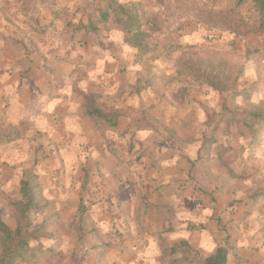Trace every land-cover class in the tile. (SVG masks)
I'll use <instances>...</instances> for the list:
<instances>
[{"label":"rangeland","instance_id":"obj_1","mask_svg":"<svg viewBox=\"0 0 264 264\" xmlns=\"http://www.w3.org/2000/svg\"><path fill=\"white\" fill-rule=\"evenodd\" d=\"M55 1H46L34 34L71 36L74 54H54L31 76L48 84L46 101L68 98L63 90L72 84L74 112L50 121L37 107L34 120L22 118L20 108L16 125L0 119V207L9 224V201L35 176L44 209L34 219L49 223L61 251L42 264L123 254L117 225L124 227V188L135 201L134 222H141L151 208L145 179L155 171L165 198L175 199L176 216L205 224L192 233L194 247L209 256L219 246L247 245L264 261V123L257 138L253 130L254 115H264V18L237 0H139L155 16L140 31L158 50L138 60L112 22L100 32L81 30L100 0L79 9ZM24 2L32 10L40 0ZM175 44L184 49L166 54ZM90 98L120 112L117 128L86 116Z\"/></svg>","mask_w":264,"mask_h":264},{"label":"crops","instance_id":"obj_2","mask_svg":"<svg viewBox=\"0 0 264 264\" xmlns=\"http://www.w3.org/2000/svg\"><path fill=\"white\" fill-rule=\"evenodd\" d=\"M46 1L40 0L37 6L38 9H36L35 5L32 10H24V0H0V8H3L2 11L0 10V119L3 121L7 119L6 126L8 127L16 125L14 120L17 121L19 117L16 114V110L20 108L24 109L25 113L22 118L29 119L31 117V119H34L32 113L38 107L46 111V118L50 121L53 119L51 116L57 112L59 114L55 117L58 119L62 118L63 121L71 112H74L75 98H73V93H76V91L72 84L67 82L63 90V92L69 91L67 92L68 98L63 96L65 98H62L61 101L58 99L46 101L47 94L50 93L48 84L42 81L37 82L31 76L38 71L41 62H44L47 58H50L48 62H52L54 54H74L73 37L65 36L63 38L58 33L44 37L34 34L33 28L38 25L36 23L37 18H45V14L48 12ZM56 1L58 4H65L63 6H76L78 9L86 3V0ZM132 1L140 2L139 0H121L123 3ZM9 14L13 17H10ZM88 22H83L82 25H86ZM81 30L85 31L82 28ZM63 103L65 107H60ZM145 144L152 147L153 142L147 137ZM158 160L160 161L161 158ZM147 170L149 171V169ZM156 175L157 173L155 174L154 171L152 176L148 174L145 179V192L148 194L151 208L147 217L143 215L145 219L141 222H134L136 216L135 201L132 198V194H128L131 189H128V187L124 188V194L128 197L123 201V213L120 215L121 219L119 220L120 223L124 222V227H120V225H117V227L121 228V232H124L121 248H125V252L123 254L120 253V255L109 256V259L105 258L103 261L98 260L93 264H161L163 262V248L170 247L179 240H187L193 245L191 237L195 231L187 229V224L193 222L182 221L178 217L179 215L176 216L177 214L174 211L175 199L165 198L164 193L160 190L163 181ZM157 206H161L160 209L156 208ZM157 212L161 214L160 220L153 219L157 216ZM151 216L153 217L150 219ZM117 219L119 218L117 217ZM164 236L169 238L167 239L169 240V245H164L162 240ZM116 246H119V244ZM244 246L245 248L240 246L235 250L245 259L246 264H264V261L261 263L255 261V255L259 256V253L249 250L247 245ZM91 248H94V246ZM52 258L41 257L36 262H19L18 264H42L44 260L47 261V259Z\"/></svg>","mask_w":264,"mask_h":264},{"label":"trees","instance_id":"obj_3","mask_svg":"<svg viewBox=\"0 0 264 264\" xmlns=\"http://www.w3.org/2000/svg\"><path fill=\"white\" fill-rule=\"evenodd\" d=\"M97 13L90 18L88 24L82 29L91 32H100L107 22L121 27L124 43L136 49L137 59L150 58L158 50L157 46L150 44V36L140 31L141 26L153 24L154 14L149 13L140 2L123 3L121 0H100ZM251 3L252 8L264 18V0H237L238 5ZM182 45H171L166 54L180 52ZM166 52V51H165ZM86 115L92 119H99L111 128L120 124L121 114L115 109H105L96 106L93 99L88 100ZM264 123V115H254V136L257 138L260 125ZM21 198L9 201L8 207L12 209L13 226L7 220L5 208H0V264H18L19 262H36L41 257H57L61 254L57 241L50 231L49 223L38 222L35 215L40 214L42 204V187L35 176L24 179L20 183ZM80 211V209H79ZM204 225L188 223L189 231H202ZM164 264H246V261L230 245L219 246L209 256L201 248H195L187 240H179L170 247L163 248ZM73 264H80L73 257Z\"/></svg>","mask_w":264,"mask_h":264}]
</instances>
